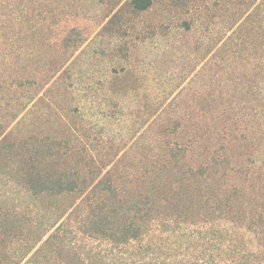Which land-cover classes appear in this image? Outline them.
Here are the masks:
<instances>
[{"label":"trees","instance_id":"16d2710c","mask_svg":"<svg viewBox=\"0 0 264 264\" xmlns=\"http://www.w3.org/2000/svg\"><path fill=\"white\" fill-rule=\"evenodd\" d=\"M28 1L37 10L8 39L13 64L47 67L15 80L23 95L0 122V264H264V59L229 37L226 56L189 59L174 96L162 79L152 98L129 65L155 32L141 17L160 3L188 13L190 0H116L91 37L61 18L72 1ZM133 99L147 152L137 164L96 156L102 123ZM44 103L58 130L40 127Z\"/></svg>","mask_w":264,"mask_h":264},{"label":"rangeland","instance_id":"374dc122","mask_svg":"<svg viewBox=\"0 0 264 264\" xmlns=\"http://www.w3.org/2000/svg\"><path fill=\"white\" fill-rule=\"evenodd\" d=\"M71 1L76 5L75 9L65 13L61 18L66 22V26L76 27L91 37L101 25L105 8L116 0H55V3L64 5ZM34 7L37 5L27 0H0V122L8 119L10 111L23 95L21 91H15L14 87L19 77L21 76V80L27 79L25 72L47 67L46 63L41 65L33 63L26 68L21 64L23 61L13 64V54L17 48L11 44L12 42H8L16 31L30 27L31 22L28 23L26 19L30 17L29 14L37 10ZM188 9V13L179 7L169 11L163 9L160 3L141 17L143 24L156 25L155 32L146 39L144 45L139 46V54L130 59L129 65L141 75L143 86L152 89L147 90L149 97L153 95L154 98L156 93L158 94L155 90L159 89L156 84L162 79V83H165L162 87L172 91L179 82L178 74L183 72L189 59L200 60L204 55L210 56L212 53L226 56L224 51L227 49L224 48L229 45L227 42L229 37L230 41L236 44L234 49L242 50L240 54L243 53L251 61L264 59V45L261 48L264 42V0H190ZM184 20L195 22L191 33H185L179 28L180 22ZM39 21L40 19L37 18L35 23ZM241 21L244 22L242 28L248 29V33L243 30L242 35L239 31L236 32V27ZM160 24L170 25V29L161 31ZM47 26L50 24L47 23ZM247 34L249 36L245 38ZM42 36L50 43L55 40L54 34L49 31L44 32ZM139 41H137L138 45ZM225 43L227 45L223 47ZM243 44L244 46H241ZM19 47H22V43ZM218 49L220 51H217ZM171 51H176L178 58L172 60ZM180 85L184 87L186 82ZM177 91L174 89L171 97ZM47 99H53L52 95ZM150 101H154V106L158 103L155 99L150 98ZM45 104L43 105L45 114L41 117L39 125L44 130H52V128L58 130L62 127L59 115L47 112ZM127 104L129 106L125 109V115L119 114L117 119L110 122L99 120L100 123L103 122L104 132L101 137L97 136V140H94L93 152L104 160L115 154L119 156L124 153L125 163L137 164L142 153L147 152L145 146L153 137L151 133L141 136L140 132H137L136 136L134 133L138 124L134 126L135 122L132 121L136 118H129L127 114L129 109L142 108L143 103L133 99ZM99 111L100 109L96 107L92 109L85 107L84 115L85 117L97 115L96 119H100Z\"/></svg>","mask_w":264,"mask_h":264}]
</instances>
